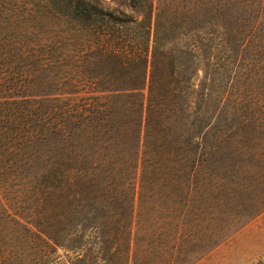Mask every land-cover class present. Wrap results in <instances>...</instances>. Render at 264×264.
I'll return each instance as SVG.
<instances>
[{"label": "rangeland", "instance_id": "1", "mask_svg": "<svg viewBox=\"0 0 264 264\" xmlns=\"http://www.w3.org/2000/svg\"><path fill=\"white\" fill-rule=\"evenodd\" d=\"M89 1L112 29L142 14L130 0ZM151 1L146 45L175 36L173 90L158 67L138 96L112 91L140 69L95 52L102 27L69 29L40 0L3 12L44 17L33 116L50 127L72 108L83 121L22 155L1 147L0 264H264V0Z\"/></svg>", "mask_w": 264, "mask_h": 264}, {"label": "trees", "instance_id": "2", "mask_svg": "<svg viewBox=\"0 0 264 264\" xmlns=\"http://www.w3.org/2000/svg\"><path fill=\"white\" fill-rule=\"evenodd\" d=\"M10 2L11 0H0V150L1 147H4L2 151L7 153L8 146H16L22 149V155L28 149L31 151L36 144L45 140L46 133H69L67 124L72 122L76 124L83 119L76 118L77 115L71 114L72 108H68L63 120L54 122L50 127L46 125V121L40 114L36 117L33 116L32 105L36 99H32V94L28 90L31 80L28 78L32 75L30 63L38 62V77L42 78V71L47 66H44L47 62L45 47L48 45L49 37L46 35L47 31L42 27L44 24L43 15L3 14L8 10ZM40 2L41 6L49 8L53 14L60 17L69 29L93 32L98 27H102L104 31H102L101 46L97 47L95 52L115 59L121 67L127 64L139 67L141 81L122 84L112 88V91L128 93L132 96L140 95L148 70H150V82L152 83L154 70L158 67L163 69L161 76L164 92L173 90L170 84L175 73L176 56L171 53L169 43L175 42V36L162 38L156 31L151 52L146 45V37L151 33V0H130L132 7H140L142 14H137L135 17L119 18L121 27L118 26L115 29L110 26V21L114 16L112 14H95L89 0H40ZM52 41L54 40L52 39ZM31 43L37 45L33 51H31ZM161 50H164L162 56H160ZM165 67L166 71H164ZM39 94H50L55 97L54 99H58L62 92L53 90ZM38 101L41 102V99ZM176 106V104L171 105V108L174 109ZM139 110L140 101L137 102L135 108L137 115ZM86 117L90 119L92 116ZM134 131L135 138L139 142L140 121L138 117L135 118ZM72 151L71 148L69 153ZM61 159V169L64 171L69 172L75 168L68 152L66 157L64 158L62 155ZM58 170L60 169L58 168ZM54 243L57 244V241Z\"/></svg>", "mask_w": 264, "mask_h": 264}]
</instances>
